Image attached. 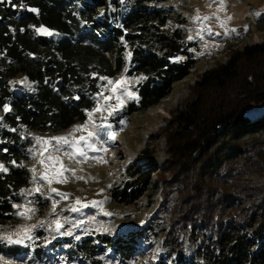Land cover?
Instances as JSON below:
<instances>
[{"label": "trees", "instance_id": "1", "mask_svg": "<svg viewBox=\"0 0 264 264\" xmlns=\"http://www.w3.org/2000/svg\"><path fill=\"white\" fill-rule=\"evenodd\" d=\"M151 1L134 0L128 8L123 0L0 3V111L9 108L0 126V165L7 169L0 171V223L12 218L30 180L19 127L61 132L95 106L106 81L100 77L140 76L133 85L136 99L108 121L113 133L133 112L157 105L197 62L190 51L195 43L183 38L169 10ZM17 76L30 82V92L15 90L11 80ZM184 102L169 110L136 153L142 162L126 167V178L109 196L115 204H130L155 173L166 212L164 249L174 252L182 234L195 242L190 255L171 264H264V181L254 184L248 177L264 176V41L229 48L226 61L188 85ZM161 137L166 158L158 163L150 145ZM143 231L98 235L97 244L84 240L78 246L93 256L110 250L122 259L136 252ZM168 257L156 264H168Z\"/></svg>", "mask_w": 264, "mask_h": 264}, {"label": "rangeland", "instance_id": "2", "mask_svg": "<svg viewBox=\"0 0 264 264\" xmlns=\"http://www.w3.org/2000/svg\"><path fill=\"white\" fill-rule=\"evenodd\" d=\"M133 1L123 0L125 8L130 7ZM150 5L170 11L172 23L181 28L183 38L195 43L190 51L197 62L183 79L173 83L171 92L157 105L130 114L123 127L119 126L112 131L115 133L114 138L108 133V121L130 99L119 89L123 86L128 92L135 93L133 85L142 78L140 76L120 74L114 79H106L94 106L99 104L102 111L93 112L89 117L87 110L83 121L74 122L61 132L18 128L25 141L22 164L30 180L21 189L23 192H20V201L14 205L12 218L0 223V264H156L165 253L169 256L168 264H171L177 257L192 253L195 242L187 234L178 238L179 245L174 248V252L170 249L166 251L163 247L166 212L160 202V184L157 183L158 187L154 185L155 173L150 175L146 189L130 204H115L109 196V190L124 181L127 176L125 169L131 162L133 165L142 162H136V153L145 147L147 140L151 142L149 136L165 123L169 110L185 104L188 85L217 61H226L229 48H242L244 45L264 41V15H256L264 14V0H224L222 5L214 0H152ZM197 17L201 19H196ZM203 17L209 19H202ZM189 36L192 37L191 40ZM118 81L121 83H116ZM11 83L17 85L16 91L21 86L27 93L30 92V82L20 76L11 80ZM112 89L117 91L113 92ZM109 96V105H117V110L112 115H109L111 107L107 111L103 110L104 97ZM118 96L122 106L118 104ZM3 112L4 109L0 111V117ZM1 123L2 120L0 126ZM82 125L87 126L77 130ZM90 131L95 135L87 143L94 144L97 150L88 149L84 142H80L87 153V159L79 157L74 149H68L72 152V158H69L65 155L66 146L62 141L57 143L53 140L48 143L52 137H67L75 143L81 136L88 138ZM37 137L41 139L38 141ZM56 148L61 150L56 151ZM150 148L158 163L166 158L164 138L156 140L155 146L150 145ZM49 156L58 157L59 161H50ZM42 158L45 160L43 165L39 163ZM62 166L75 170L74 175L71 171L65 172L64 182L54 180L51 184L40 179L42 175L53 176L52 169L59 170ZM32 169H35V173ZM248 177L254 184L264 181V176L259 174ZM37 188L40 189L39 192L35 191ZM53 188L67 195H57L51 191ZM170 199L175 202L174 192ZM77 200L80 202L77 203ZM74 207L80 210L73 212L71 209ZM20 212L26 214L21 216L18 214ZM57 221L62 225L59 229ZM140 228L144 233L135 240L136 252H131L126 258L121 259L110 250H103L93 256L88 254L87 247L85 249L78 246L83 245L84 240L87 241L84 245L97 244L95 237L98 235L116 237L128 235ZM25 231L31 239L25 238L20 244L9 242V236L16 240ZM12 245L19 247L18 253L8 252L7 248Z\"/></svg>", "mask_w": 264, "mask_h": 264}, {"label": "snow or ice", "instance_id": "3", "mask_svg": "<svg viewBox=\"0 0 264 264\" xmlns=\"http://www.w3.org/2000/svg\"><path fill=\"white\" fill-rule=\"evenodd\" d=\"M3 2H10V0H0V3H3ZM214 2H216V3L222 5L223 2H224V0H214ZM13 6L15 7V6H17V5H13ZM28 10H30V11H32V12H36V11H37L35 8L28 9ZM256 15H257V16H261V15H264V14H262V13H256ZM196 19H201V18H200V17H197ZM202 19L207 20V19H209V17H203ZM228 19H231V17H228ZM247 30H248V29H247V26H245V31H247ZM37 31H38V32L43 31L45 34H49V35L51 34V33L48 32L47 29H43V30H42V29H40V28H37ZM232 31H235V30H232ZM189 39L191 40L192 37L189 36ZM100 79H101V80H106V79H108V78L102 76V77H100ZM141 79H143V78H141ZM109 83H113V82H112V81H109ZM116 83H121V82L118 81V82H116ZM125 83H126V82H125ZM112 91L115 92V91H117V89H112ZM119 91L122 92V93H124V94H126V95H128V97L131 98V99H136L135 93L128 92L127 89H126L125 87H123V86L121 87V89H119ZM98 95H101V93H98ZM110 99H111L110 96H109V97H104L105 104H104V108H103V110H104V111H107L108 108L111 107L112 111L109 112V115H112V113L115 112V111L117 110V105H109L108 101H109ZM117 101H118L119 106H122V103L120 102V97H119V96L117 97ZM3 107H4V111H6V112L9 111V108H8L7 105H4ZM101 111H102V109H101L100 105L97 104L96 107H94L93 109L89 110L88 115H89V117H91L93 112H101ZM2 119H3V118L0 117V120H2ZM86 126H87V125L78 126V129H77V130H79V128H84V127H86ZM94 127H97V125L94 124ZM9 130H10V131H13V132L16 131L15 128H12V129H9ZM94 135H95V133L92 132V131H90V132L88 133V138L81 136V137L79 138V141H78V142H75V143L72 142V141H70L67 137H52V138H50V140L48 141V143H50V142L53 141V140L56 141L57 143H59V142L62 141V142H63V145L66 146V147L64 148L65 155L69 156V158H72V152H70L68 149H74V150H76V151L79 153V157H81V158H83V159H87V158H88V157H87V153L85 152L84 147H81V146H80V142H84V146H85V147H87L88 149H91V150L95 151V150H97V149H96V146H95L94 144H89V143H87V140H88L89 138L93 137ZM109 135H110L111 137L114 138L115 133H109ZM36 139L39 141L41 138H38V137H37ZM55 150H56V151H59V150H61V148H56ZM3 151L6 152L7 149H3ZM48 160L53 161V162H57V161H59V158H58V157H51V156H49V157H48ZM78 162H80V161H78ZM13 163H15V161H13ZM39 163L43 165V164H45V160L42 158V159L39 161ZM0 171H7V169H6L3 165H0ZM32 171H33V173H35V169H32ZM52 171H53V173H54L53 176L49 177L48 175H42V176L40 177V179L46 181V182L49 183V184H51L54 180H55L56 182H64V181H65V177H64V173H65V172H69V171H71V172L73 173V175H74V172H75V170L67 169L66 167H63V166H62V168L59 169V170L53 168ZM57 177H59L58 180H57ZM33 179H34V180L36 179L35 175L33 176ZM81 179H82V178H81ZM21 191L23 192V190H21ZM35 191H36V192H39L40 189L37 188V189H35ZM51 191H52L53 193H56L57 195L62 196V197L67 195V194H64V193H59V192L57 191V189H55V188L51 189ZM79 202H80V201L77 200V203H79ZM87 206H88V205H85V207H87ZM16 207H19V206H16ZM54 207H55V205H54ZM71 210H72L73 212H76V211H79L80 209L74 207V208H72ZM27 211H31V210H26V212H27ZM26 212H20V213H18V214L21 215V216H23V215L26 214ZM56 224H57V229H59L60 227H62V225H61L58 221L56 222ZM18 231H20V230H18ZM25 238H26V239H31V238H32L30 235H28V232H27V231L23 232V236H22L21 238H18V239H16V240H12L11 236H9V237H8V240H9V242H11V243H17V244H20V243H23V242H24V239H25Z\"/></svg>", "mask_w": 264, "mask_h": 264}, {"label": "built area", "instance_id": "4", "mask_svg": "<svg viewBox=\"0 0 264 264\" xmlns=\"http://www.w3.org/2000/svg\"><path fill=\"white\" fill-rule=\"evenodd\" d=\"M120 40L123 41V38H121Z\"/></svg>", "mask_w": 264, "mask_h": 264}]
</instances>
